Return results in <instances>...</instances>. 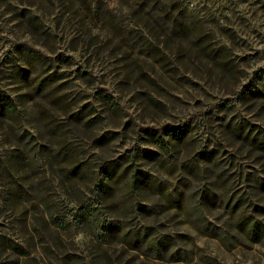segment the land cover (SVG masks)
Returning <instances> with one entry per match:
<instances>
[{"label":"rangeland","instance_id":"obj_1","mask_svg":"<svg viewBox=\"0 0 264 264\" xmlns=\"http://www.w3.org/2000/svg\"><path fill=\"white\" fill-rule=\"evenodd\" d=\"M253 224L264 0H0V264H264Z\"/></svg>","mask_w":264,"mask_h":264},{"label":"trees","instance_id":"obj_2","mask_svg":"<svg viewBox=\"0 0 264 264\" xmlns=\"http://www.w3.org/2000/svg\"><path fill=\"white\" fill-rule=\"evenodd\" d=\"M5 102H6L7 106H8V109L7 110H9V111H11V110L15 111V105H14V103L12 102V100L9 97H7V99L5 100ZM96 186L99 188V190H102L103 182L97 183ZM262 228H264L263 225H260V227H259L258 225L253 224V225L250 226V228H248V232L250 234H255V233H258L261 230H263Z\"/></svg>","mask_w":264,"mask_h":264}]
</instances>
